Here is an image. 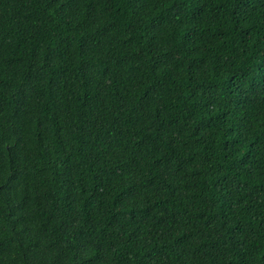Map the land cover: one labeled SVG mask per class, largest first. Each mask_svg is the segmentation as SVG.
<instances>
[{
    "label": "trees",
    "instance_id": "trees-1",
    "mask_svg": "<svg viewBox=\"0 0 264 264\" xmlns=\"http://www.w3.org/2000/svg\"><path fill=\"white\" fill-rule=\"evenodd\" d=\"M0 264H264V0H0Z\"/></svg>",
    "mask_w": 264,
    "mask_h": 264
}]
</instances>
